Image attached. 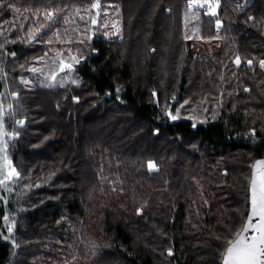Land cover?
Returning <instances> with one entry per match:
<instances>
[{"label":"trees","instance_id":"16d2710c","mask_svg":"<svg viewBox=\"0 0 264 264\" xmlns=\"http://www.w3.org/2000/svg\"><path fill=\"white\" fill-rule=\"evenodd\" d=\"M189 3L0 0L21 174L0 264H222L264 157V0ZM70 58L69 82L27 83Z\"/></svg>","mask_w":264,"mask_h":264},{"label":"rangeland","instance_id":"374dc122","mask_svg":"<svg viewBox=\"0 0 264 264\" xmlns=\"http://www.w3.org/2000/svg\"><path fill=\"white\" fill-rule=\"evenodd\" d=\"M198 6H204L208 8L207 13L209 15L215 16L218 14L220 4H218L216 1L208 2L206 4H202L200 1L197 3ZM99 7V4L96 5V8ZM213 12L215 14H213ZM95 26H98V22H94ZM114 27L116 30H118L117 25L114 24ZM15 57V55H11ZM77 57H75L76 59ZM72 60H68V62L65 59H62L61 66L59 70H57V73L52 74L51 79H46V75H44V72L40 69H32V75L31 77L28 78L27 83L32 84L33 82H38L40 84H52L59 82L60 79L57 78V75L59 73H68V78L65 82H69V73L74 69V66L71 64ZM241 62L238 59L237 64L239 65ZM67 65H71V68H68ZM57 79V81H55ZM65 82H60L61 84H64ZM13 98H18L17 94L13 95ZM12 111L10 107H7L6 104L4 103V99L2 95L0 94V201H3L5 204H8L9 199V193L12 190L13 187V181L18 180L21 178V174L19 173L18 169L13 163V160L10 156V151H9V143L19 137V135L16 132H9L6 129V123H5V116L7 113ZM172 117V116H171ZM175 120V119H172ZM22 122V123H21ZM16 125L19 127H24L26 125V120H16ZM5 157L7 158V162L5 161ZM150 165H153L154 167H150ZM149 168L151 171H157L158 167L151 162L149 164ZM12 169L15 170V173L18 175H13L11 174ZM14 232V224L9 221L8 218L5 219L4 227L0 230V239L4 241L10 240V237L12 233Z\"/></svg>","mask_w":264,"mask_h":264},{"label":"snow or ice","instance_id":"6c2138e0","mask_svg":"<svg viewBox=\"0 0 264 264\" xmlns=\"http://www.w3.org/2000/svg\"><path fill=\"white\" fill-rule=\"evenodd\" d=\"M213 14H215L213 12ZM51 16V13H49ZM249 63H251L249 61ZM264 66V62H262ZM71 68V65H67ZM173 116L172 119H176ZM22 123V122H21ZM7 162V158L5 157ZM150 167H154L150 165ZM260 169L259 183L254 178L251 185V206L252 211L248 219V223L242 229V233H247L250 228L254 227L253 219L258 217L260 227L257 229V236L247 239L242 234H237L235 241L231 242L226 249L224 264H264V161L257 163ZM11 174L18 175L12 169Z\"/></svg>","mask_w":264,"mask_h":264},{"label":"water","instance_id":"95a60500","mask_svg":"<svg viewBox=\"0 0 264 264\" xmlns=\"http://www.w3.org/2000/svg\"><path fill=\"white\" fill-rule=\"evenodd\" d=\"M260 161H264V157L257 159L254 162L253 166H252V178H251L250 189H249V212H248V216H247L245 225L248 223V219H249V216H250L251 211H252V206H251V185H252V181L255 178L257 180V182L259 183V180H260V176H259L260 169L256 167L257 163L260 162ZM245 225H244V227H245ZM253 225H254V227L250 228L247 233H242V231H241L239 234H242L247 239H252L253 237L257 236V234H258L257 233V229L260 227L259 218L258 217L253 219ZM224 261H225V254H224V258H223L222 264H224Z\"/></svg>","mask_w":264,"mask_h":264},{"label":"built area","instance_id":"2783aa9c","mask_svg":"<svg viewBox=\"0 0 264 264\" xmlns=\"http://www.w3.org/2000/svg\"><path fill=\"white\" fill-rule=\"evenodd\" d=\"M201 2L202 4H206L208 2L216 1L218 4L222 5L224 3V0H190L189 7L194 8V7H200L203 8L204 10L208 11V8L204 6H198V2Z\"/></svg>","mask_w":264,"mask_h":264}]
</instances>
